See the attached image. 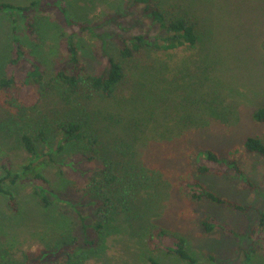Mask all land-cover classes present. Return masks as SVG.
I'll use <instances>...</instances> for the list:
<instances>
[{
    "label": "rangeland",
    "instance_id": "obj_1",
    "mask_svg": "<svg viewBox=\"0 0 264 264\" xmlns=\"http://www.w3.org/2000/svg\"><path fill=\"white\" fill-rule=\"evenodd\" d=\"M156 2L166 10L167 21L181 15L194 20L195 48L149 49L123 60L122 38L164 37L134 0H0V71L20 83L0 95V179L5 165L19 172L47 162L40 169L46 181L32 174L13 188L19 211L0 194V264H64L71 249H87L82 218L87 225L102 218L101 161L74 152L51 128H46L48 142L38 144L39 160L17 134L69 113L56 92L41 98L35 85L23 83L33 79L34 71L50 78L67 65L70 40L91 74L101 72L107 57L124 65L127 77L119 96L94 100L89 112L98 114L106 144L118 137L135 142L137 165L152 169L145 174L147 185L136 193L133 212L121 216L120 226L86 264H147L148 252L162 264H186L167 251L175 241L161 230L185 237L198 264H264V231L254 234L264 212V157L238 156L256 191L232 176L200 175L196 157L207 149L226 157L235 148L243 150L249 137L264 140V124L253 117L264 108V0ZM19 47L27 54L19 55ZM10 97L26 115L10 105ZM194 179L250 205V212L195 202L188 186ZM37 190L46 191L48 209ZM210 217L241 236L206 234L202 222Z\"/></svg>",
    "mask_w": 264,
    "mask_h": 264
},
{
    "label": "trees",
    "instance_id": "obj_2",
    "mask_svg": "<svg viewBox=\"0 0 264 264\" xmlns=\"http://www.w3.org/2000/svg\"><path fill=\"white\" fill-rule=\"evenodd\" d=\"M134 5L139 7L142 14L154 25L159 26L164 32V37L153 38L147 34H139L122 38L120 43L123 60H132L135 56L149 49L169 52L187 46L189 48L197 46L198 35L196 24L192 18L181 15L174 16L167 21L166 10L156 0H134ZM18 50L21 53L19 55L27 54L22 47H19ZM68 53V64L60 67L52 77L47 78L44 74L41 75L39 71H34L33 79L23 84L35 85L41 98H45L51 92H56L69 113L66 116L45 119L42 123L43 127L38 129H31V127L18 129L17 134L25 150L36 155L39 160L42 159L43 155L38 150V144L48 142L46 128H51L63 137V140L74 152L82 154L88 161L99 160L102 162L105 169L104 179L101 181V185L99 184L97 187L98 195L103 203L102 218L92 225L85 224V218H82L85 236L83 246L87 249H71L64 263L86 264L93 255L99 253L98 251L106 239L115 232V227L120 226L121 216L128 217L133 212L137 201L136 193L141 186L147 185L148 179L145 174L151 172L152 169L145 165L141 167L137 165L135 142L118 137L112 143L106 144L101 133V120L98 114L89 112L88 106L94 100H109L119 96L127 77L124 65L117 62L113 57H107L105 67L101 72L91 74L88 72L73 40L68 43ZM19 87L20 83L16 79L3 76L0 71V95L9 94L5 92H11ZM14 99L13 97L9 98L10 105L14 106L15 104L21 108L22 106ZM21 112L23 116L26 115L24 108H21ZM253 117L257 123L264 124V108L258 109ZM8 130L14 132L12 128ZM61 150H63V146H60L59 151ZM242 153L257 154L264 157V140L259 137H249L243 150L242 148H235L226 157L210 149L202 150L196 154L199 162L198 172L200 175L215 173L232 176L239 179L244 187L256 191L258 185L251 180L239 161L238 156ZM34 165L24 166L19 172L13 171L10 166H4L5 176L0 179V194L8 197L9 205L14 212L19 211V205L13 188L17 186L19 181L27 179L32 174H35L34 180L46 181L40 173V169L46 167L47 162ZM188 186L190 197L195 202H208L213 205L224 206L242 214H248L251 210L250 205H244L220 196L199 179H194ZM40 194L37 190L36 196L40 204L48 209L51 202L46 196V191L43 190V195ZM261 217L260 225L254 229V234L257 233V235L264 231V212ZM202 225L208 235L223 233L234 238L241 236V233L215 217L203 220ZM93 234L95 235L93 236ZM160 234L173 237L175 247L168 248L167 251L170 254L175 255L186 264H198L190 252L185 237L166 230H161ZM261 240L264 241V239ZM50 254L49 252L48 255ZM145 259L147 264H162L152 252H148Z\"/></svg>",
    "mask_w": 264,
    "mask_h": 264
}]
</instances>
